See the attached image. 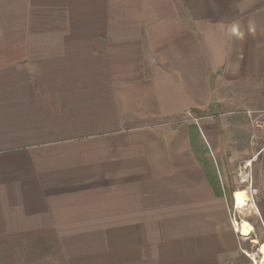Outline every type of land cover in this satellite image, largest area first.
Segmentation results:
<instances>
[{
  "label": "crops",
  "instance_id": "0c3cea01",
  "mask_svg": "<svg viewBox=\"0 0 264 264\" xmlns=\"http://www.w3.org/2000/svg\"><path fill=\"white\" fill-rule=\"evenodd\" d=\"M253 118L264 0H0V264H236Z\"/></svg>",
  "mask_w": 264,
  "mask_h": 264
},
{
  "label": "rangeland",
  "instance_id": "374dc122",
  "mask_svg": "<svg viewBox=\"0 0 264 264\" xmlns=\"http://www.w3.org/2000/svg\"><path fill=\"white\" fill-rule=\"evenodd\" d=\"M193 121L190 116H186L180 119H168L164 122L169 124L175 132L180 135L184 134L187 140L194 143L196 136L191 131ZM256 121L257 118H253L252 125L256 130L261 131L257 128ZM244 166V164H236L228 167V172L222 175L225 186L224 189L221 187L220 192L226 195L232 218L236 220V226L241 234V249L243 252L236 264H258V261L264 257V253H259L260 246H264V218H262L258 209V193L253 195V199L250 197L253 189L257 188L253 183L250 168H247L240 176V167L243 168ZM242 179L245 182H242ZM250 185L252 189H250ZM244 224H247L248 227H245Z\"/></svg>",
  "mask_w": 264,
  "mask_h": 264
},
{
  "label": "built area",
  "instance_id": "2783aa9c",
  "mask_svg": "<svg viewBox=\"0 0 264 264\" xmlns=\"http://www.w3.org/2000/svg\"><path fill=\"white\" fill-rule=\"evenodd\" d=\"M256 126L261 130L262 135L264 136V120H257ZM247 169L246 166L243 168L240 167V176L244 173V171ZM242 182H245L244 179H242ZM250 189H252V186L250 185ZM258 193V189H253V192L250 194V197L253 199V195Z\"/></svg>",
  "mask_w": 264,
  "mask_h": 264
},
{
  "label": "bare ground",
  "instance_id": "6f19581e",
  "mask_svg": "<svg viewBox=\"0 0 264 264\" xmlns=\"http://www.w3.org/2000/svg\"><path fill=\"white\" fill-rule=\"evenodd\" d=\"M249 165H250V164H249ZM244 226H245V227H248L247 224H244ZM254 242H257V241H254ZM259 253H260V254H263V253H264V246H260V248H259ZM258 264H264V257H263L260 261H258Z\"/></svg>",
  "mask_w": 264,
  "mask_h": 264
}]
</instances>
